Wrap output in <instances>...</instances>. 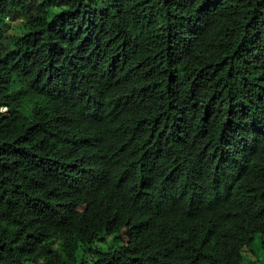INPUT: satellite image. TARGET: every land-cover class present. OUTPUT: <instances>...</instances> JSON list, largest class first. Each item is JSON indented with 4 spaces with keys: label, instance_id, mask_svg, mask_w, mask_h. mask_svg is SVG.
I'll use <instances>...</instances> for the list:
<instances>
[{
    "label": "trees",
    "instance_id": "16d2710c",
    "mask_svg": "<svg viewBox=\"0 0 264 264\" xmlns=\"http://www.w3.org/2000/svg\"><path fill=\"white\" fill-rule=\"evenodd\" d=\"M256 235L264 0H0V264H239Z\"/></svg>",
    "mask_w": 264,
    "mask_h": 264
},
{
    "label": "rangeland",
    "instance_id": "374dc122",
    "mask_svg": "<svg viewBox=\"0 0 264 264\" xmlns=\"http://www.w3.org/2000/svg\"><path fill=\"white\" fill-rule=\"evenodd\" d=\"M20 21H8V35L16 34L20 28ZM242 259L239 264H264V250L260 246L258 235L255 236L250 246L241 251Z\"/></svg>",
    "mask_w": 264,
    "mask_h": 264
},
{
    "label": "clouds",
    "instance_id": "9594fccd",
    "mask_svg": "<svg viewBox=\"0 0 264 264\" xmlns=\"http://www.w3.org/2000/svg\"><path fill=\"white\" fill-rule=\"evenodd\" d=\"M20 21V20H19ZM21 22V21H20ZM2 111H5V109H2ZM243 250V249H242Z\"/></svg>",
    "mask_w": 264,
    "mask_h": 264
}]
</instances>
